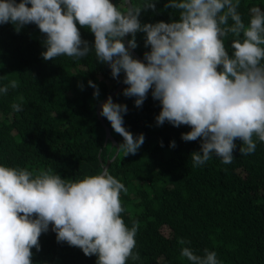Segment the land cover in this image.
<instances>
[{
    "label": "clouds",
    "instance_id": "1",
    "mask_svg": "<svg viewBox=\"0 0 264 264\" xmlns=\"http://www.w3.org/2000/svg\"><path fill=\"white\" fill-rule=\"evenodd\" d=\"M165 7L176 10L178 21L141 24V10H155L153 0L142 5L122 0L118 6L111 0H0V25L11 24L17 33L36 25L45 36V61L62 56L82 60L94 52L113 79L124 74L122 95L134 97L137 108L151 91L161 106L156 125L188 126L191 131L181 139L200 140V150L190 156L193 167L213 157L231 164L237 140L241 155L253 154L257 142L264 143V10L252 8L246 25L238 11L240 0H169ZM77 25L94 35L92 47ZM138 32L150 47L143 62L129 51L138 46ZM229 36L231 55L225 47ZM88 84L98 98V87ZM9 87L16 89L18 81L0 87V94L6 95ZM18 99L20 103L11 105L14 112L23 111L24 98ZM127 112L111 96L100 112L123 138L117 150L125 157L135 155L145 142L143 134L134 136L124 127ZM170 147H176L175 141ZM122 192L127 188L107 169L72 180L62 179L52 168L29 171L0 165V264H32L31 250L40 251L39 238L50 225L57 242L79 248L86 257L96 256V264L138 261L134 249L139 221L131 228L125 224ZM180 255L190 264H222L207 248L197 255L182 247Z\"/></svg>",
    "mask_w": 264,
    "mask_h": 264
},
{
    "label": "trees",
    "instance_id": "2",
    "mask_svg": "<svg viewBox=\"0 0 264 264\" xmlns=\"http://www.w3.org/2000/svg\"><path fill=\"white\" fill-rule=\"evenodd\" d=\"M111 2L118 6L122 0ZM153 2L155 10L142 8L141 24L178 21L176 10L165 7L169 0ZM132 3L142 5L144 0ZM254 7L264 10V0H240L238 11L246 25ZM77 26L92 47L94 35ZM44 39L34 24L19 33L11 24L0 25V87L18 81L16 89L9 87L6 95L0 94V165L29 171L52 168L62 179L82 180L101 174L115 157L108 172L127 188L120 195L125 210L121 216L129 228L139 221L134 252L140 259L127 264H190L180 255L182 247L197 255L205 248L215 251L222 264H264V143L257 142L253 154L241 155L237 140L231 164L213 157L193 167L190 156L200 150V140L181 139L190 127L167 122L157 126L161 106L151 91L137 108L135 98L123 96L122 90L112 99L128 108L124 127L145 137L137 153L125 157L117 150L123 138L103 118L115 141L106 143V129L97 113L98 105L123 83L124 74L113 79L94 52L82 60L62 56L45 61ZM231 40V36L225 40L229 55ZM136 42L134 51L143 60L150 51L145 34L138 32ZM89 81L98 87V98ZM20 96L23 111L14 112L11 105L20 103ZM172 141L175 148L170 147ZM179 239L190 244L180 245ZM39 245L40 251L31 250L32 264H96V256L86 257L79 248L57 242L51 225Z\"/></svg>",
    "mask_w": 264,
    "mask_h": 264
},
{
    "label": "water",
    "instance_id": "3",
    "mask_svg": "<svg viewBox=\"0 0 264 264\" xmlns=\"http://www.w3.org/2000/svg\"><path fill=\"white\" fill-rule=\"evenodd\" d=\"M128 38H129V35L124 37V42H125V46H126V47H127V41L129 40ZM129 51L132 53V55H133L136 59L141 60V61L143 62V60L141 59V57H140V56H139V55H138L133 49H129ZM124 86H125V85L122 83V84L117 88V90L114 91V92H113L111 95H109V96H111L112 98H114L117 94H119V93L123 90ZM109 96H108V97H109ZM108 97H107V98H108ZM107 98H106L104 101H102V102L98 105L97 113H98V118H99V120L102 122L103 126H104L105 129H106V133H107V136H106V143H107L109 140L112 141L113 143H115V141H114V139H113V137H112V134H111L110 128L106 125V123H105L103 117L100 116L101 105H102V103L106 102ZM114 159H115V157H114ZM114 159H113V160H114ZM113 160H112V161H113ZM112 161H109V162L107 163V165L104 166V169H103V170H105V169L108 170L109 167H110V165H111V163H112Z\"/></svg>",
    "mask_w": 264,
    "mask_h": 264
}]
</instances>
